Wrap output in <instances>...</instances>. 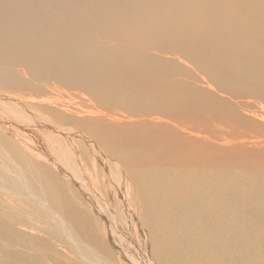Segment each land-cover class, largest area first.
<instances>
[{"label": "bare ground", "instance_id": "1", "mask_svg": "<svg viewBox=\"0 0 264 264\" xmlns=\"http://www.w3.org/2000/svg\"><path fill=\"white\" fill-rule=\"evenodd\" d=\"M0 65L14 68L20 78L52 81L88 96L105 110L166 116L182 106L199 105L202 112H219L228 116V123L231 119L242 125L237 114L242 104L251 107L245 99L264 103V0H0ZM134 74H142V85L134 87ZM11 80L0 79V90ZM154 91L163 102L156 101ZM0 108L10 111L13 124L36 128L43 150L52 149L67 168L66 176H75L85 187L89 184L73 158L79 153L70 138L76 137L100 159H110L104 165L114 183V204L105 201V208L99 209L100 215H111L100 230L130 264H264L263 172L204 167L202 158H188L184 148L159 154L171 161L165 172L167 166L147 167L151 158L139 155L142 144H149L144 142L146 134L134 141L117 133L112 145L103 144L84 133L81 123L78 130L66 127L59 122L68 121L61 115L46 120L36 108L2 95ZM257 108L261 111L245 110L254 117L264 113V105ZM17 138L24 151L40 154L20 135ZM152 141L160 150L159 136L152 135ZM0 155L7 185L0 189L39 205L44 210L41 218L52 224L53 232L47 228L50 235L57 232L71 242L70 249L83 264H110L79 241L72 223L65 221L59 193L31 160L1 147ZM138 220L149 234L152 259L137 245ZM98 242L94 244L104 248Z\"/></svg>", "mask_w": 264, "mask_h": 264}, {"label": "rangeland", "instance_id": "2", "mask_svg": "<svg viewBox=\"0 0 264 264\" xmlns=\"http://www.w3.org/2000/svg\"><path fill=\"white\" fill-rule=\"evenodd\" d=\"M92 72L98 76L97 70H92ZM134 75H137L138 79L134 87L142 85V74ZM19 76L20 74L14 68L0 65V79H12L11 81H4L5 84L0 90V95L12 100L15 99L29 108H36L38 114H41L40 116L44 119L48 118L50 120L49 118H51L54 120L58 118L57 115H61L62 119L66 118L68 120L59 121L67 125L66 127L70 125L78 130L76 126L81 123L85 128L83 129L84 133L95 135L103 144H107L109 141L111 143L109 145H112L111 141H114V134L117 133L134 141L146 134L144 142L151 143L152 150L149 148V144L147 147H145L147 144H142L139 155H142L143 158L146 156L151 158L152 162L146 160L148 162L147 167L167 166L164 171L168 172V167H171L168 166L171 162L169 156L162 157L159 154L163 152L169 154L170 151L176 148H184L188 158L192 159V156L195 155L202 158L200 163L204 167H210L213 164L216 166L223 165L222 169H240L241 171L245 168H252L264 173V113L255 116V118L245 110L248 109L254 113L256 111L260 112L261 109L257 106L264 105L263 102L245 99L251 107L247 108L246 105L242 104L241 113L237 114L238 121L242 125L236 124L231 119L228 123V116L219 112H202L199 105H197L198 109L191 107V105L182 106L176 111L177 113H169L166 116L155 112L144 113V111L141 112L135 109H132V114L115 107H106L108 109L105 110V107L94 100H90V97L82 96L76 91H68L65 87L54 84L52 81L36 82ZM156 89L160 90L161 88L156 87ZM165 90H169V88ZM154 94L157 96L156 101L158 98L159 102H163L161 95L155 91ZM195 95L196 93L191 95V100H194ZM218 97L219 95L215 96V98ZM235 102L236 105L239 104V100ZM161 111L162 109H160V113ZM184 111H188V113L182 116L181 112ZM234 117H236V114ZM13 121L14 117L10 111L0 108V147L9 151L15 157H20V154H23L26 159L31 160L32 165L36 166L39 175H43L42 177L46 180L48 186L59 193V205H63L65 221L68 224L72 223L79 241H82L91 249L94 248L93 250L101 257L106 258L110 264H130L126 256L112 246L109 236L104 235L101 231L102 229L105 230L104 227L110 221L111 215L110 213L100 215L99 209L105 208V201L110 205L114 204V183L104 165L107 161L110 163V159L105 155L100 159V155H96L91 149H86L77 143L74 140L76 137L70 138L73 150H78L79 153L74 154L73 158L80 168V173L89 184L85 187L79 184L75 176H66L64 170L67 168L59 161L52 149L48 148L49 151L43 150L39 143L43 139L37 138L34 132L36 128L30 127L31 129H29L24 126L23 128L13 124ZM69 121L72 122V125ZM19 135L23 141L29 144L27 146L32 145L31 147L38 149L40 154L24 151L18 143L17 136L19 137ZM152 135L159 136L161 140L160 150L156 148L154 141L150 142ZM61 152L63 151H59L60 154ZM65 153L67 156L69 155V152ZM103 153L111 156L105 148ZM155 154L158 155L156 159H153ZM208 156L212 157L207 159ZM0 163H5L1 155ZM141 165L144 168V165ZM120 168L123 171L122 173L127 172L129 175L125 167ZM194 169L199 172L197 168L194 167ZM226 172L223 171L222 173ZM122 179L124 178L122 177ZM150 180L155 181L151 177ZM0 185L7 186L1 169ZM227 190L228 187L224 191ZM68 196L70 197L68 198ZM22 199L3 188L0 189V227L2 231H5V234H2L0 230V264H83L78 252L75 250L73 252L70 249L69 243L71 242L65 241L62 235L57 232L55 236L50 235L47 228L50 229V232H53L52 224L41 218L44 210L31 199ZM139 210H141L140 207ZM138 224L137 245L140 249L146 251V253H143L144 255H149L152 259L153 254H150V240H148L150 237L147 236L149 234L144 232L139 220ZM261 224L264 231V223ZM100 228L102 229L100 230ZM140 229L146 234L147 240ZM93 232L97 236L94 237L95 233ZM17 235L21 236L22 239ZM90 238L99 241L98 243L105 244V249L99 248L93 240L88 241ZM154 239L159 240L158 237ZM122 240L125 242L123 238Z\"/></svg>", "mask_w": 264, "mask_h": 264}]
</instances>
